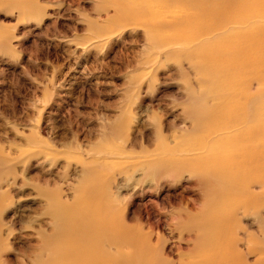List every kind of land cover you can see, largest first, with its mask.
Listing matches in <instances>:
<instances>
[{"label":"rangeland","instance_id":"374dc122","mask_svg":"<svg viewBox=\"0 0 264 264\" xmlns=\"http://www.w3.org/2000/svg\"><path fill=\"white\" fill-rule=\"evenodd\" d=\"M240 1L254 9L241 22L185 39L180 0H0V264L43 261L55 215L87 213V192L149 247L137 258L191 263L220 245L216 204L231 199L214 198L181 149L204 136L197 104H264V3ZM184 24L191 36L201 27ZM223 32L225 50L254 34L255 76L219 63L212 39ZM249 189L245 199L264 202ZM263 207L233 217L245 264H264Z\"/></svg>","mask_w":264,"mask_h":264},{"label":"bare ground","instance_id":"6f19581e","mask_svg":"<svg viewBox=\"0 0 264 264\" xmlns=\"http://www.w3.org/2000/svg\"><path fill=\"white\" fill-rule=\"evenodd\" d=\"M257 1L264 3V0ZM241 3L240 0H180L182 9L191 12L184 22L178 23L177 30L182 31L181 37L185 39L220 32L234 22H241L244 12H253L250 2L244 6ZM229 12L235 15H229ZM184 23L199 24L198 34L191 36L184 33ZM225 34L215 35L212 39L214 48L220 53L219 63L240 81L248 74L255 76L257 43L254 34L242 35L239 41L236 38L237 42L226 50L223 46ZM249 82L256 84L257 80L250 78ZM197 105L200 106L191 113V118L194 129L204 132V136L196 138V144L193 141V145H184L181 150L195 155L196 158L191 159L196 165L193 171L216 194L214 198L229 196L231 202L224 204L220 199L216 204L217 211L221 209L225 213V217L219 220L223 229L216 234L220 245L212 246L206 259L181 264H245L233 245L229 230L235 214L242 212L247 217L254 209L259 218L264 206V202L258 201L255 205L245 199V194L253 185L264 190V104L257 106V95H254L249 108L245 107L242 98L235 104L225 100L222 106L214 109H208L202 103ZM228 130L232 131L225 143L219 133ZM87 193V213L55 215L52 236L45 237L43 241L44 259L35 264H169L166 260L137 258L149 247L135 243L128 236L129 228L115 222L108 209L93 198L95 192ZM212 238L210 230L208 240ZM247 249L250 253L257 251L250 246ZM122 250L129 253L123 254ZM260 252L264 253V247Z\"/></svg>","mask_w":264,"mask_h":264}]
</instances>
